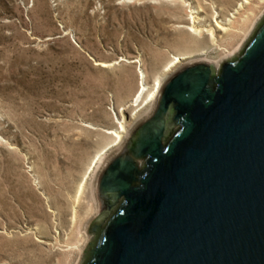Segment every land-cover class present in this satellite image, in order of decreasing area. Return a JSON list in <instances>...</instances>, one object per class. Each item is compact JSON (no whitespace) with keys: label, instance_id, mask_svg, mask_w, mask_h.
Listing matches in <instances>:
<instances>
[{"label":"rangeland","instance_id":"374dc122","mask_svg":"<svg viewBox=\"0 0 264 264\" xmlns=\"http://www.w3.org/2000/svg\"><path fill=\"white\" fill-rule=\"evenodd\" d=\"M263 16L264 0H0V264H80L93 160L120 149L118 119L130 132L151 110L140 85L217 72Z\"/></svg>","mask_w":264,"mask_h":264},{"label":"water","instance_id":"95a60500","mask_svg":"<svg viewBox=\"0 0 264 264\" xmlns=\"http://www.w3.org/2000/svg\"><path fill=\"white\" fill-rule=\"evenodd\" d=\"M96 187L104 209L122 201L80 264H264V16L217 72L162 83Z\"/></svg>","mask_w":264,"mask_h":264},{"label":"bare ground","instance_id":"6f19581e","mask_svg":"<svg viewBox=\"0 0 264 264\" xmlns=\"http://www.w3.org/2000/svg\"><path fill=\"white\" fill-rule=\"evenodd\" d=\"M192 23H194V21ZM216 26H217L218 30L223 31L226 29V26L220 25L218 23H216ZM190 28L192 30H196V29L200 30L198 27H194L193 24L190 26ZM208 32H209L210 36L212 37V30L208 31ZM178 61H179V57L173 56L171 58V60L167 63L166 69L170 68L171 66L176 64ZM219 61H221V60L216 61V63L218 64ZM100 65L101 66H109V65H111V63L101 62ZM162 83H163L162 80L159 77H156L154 80V83L151 85L150 88H146V87H144L143 84H141L140 89L136 92L135 99L133 100L134 105H139V104H141L143 102L145 103L147 101H150L151 103L154 104V101L156 100V97L158 96V93H159V90L161 88ZM145 92H146V95L143 98V94ZM128 132H129V130H127L126 127L124 126V123H123V120L121 117V120L118 119V126L116 127V129H113V130L106 132V133L110 134L112 137L110 142L107 143V146H112V145L116 144L118 141H120L121 137L126 136L128 134ZM113 153H114V150H112L110 152L111 155ZM110 154L109 153L107 154L105 152V149L101 150L100 152H98L96 154V156L93 160V163H92V167H93V171H94V183L93 184L96 183L95 180H96L97 174H98L100 168L102 167V165L111 156Z\"/></svg>","mask_w":264,"mask_h":264},{"label":"flooded vegetation","instance_id":"af4514ba","mask_svg":"<svg viewBox=\"0 0 264 264\" xmlns=\"http://www.w3.org/2000/svg\"><path fill=\"white\" fill-rule=\"evenodd\" d=\"M156 99H157V97H156ZM155 102H156V100L154 101V104H153L151 110L149 111V113H148L144 118H142L141 120H139V121H138V122L132 127V129H133V128H134L139 122H141L142 120H144L145 118H147V117L151 114V112L153 111V108H154V106H155ZM167 121L170 123V127H169V129H168L169 134H168V136H167V137H169L173 132H175V131L177 130L178 125H177V124H174V123L172 122V120H171V112H169V114H168V116H167ZM132 129H131V130H132ZM131 130H130V132L127 134L126 138L124 139V141H123V143H122L120 149L117 150L115 153H113V154H112V155L106 160V162H107L112 156H114L115 154L119 153V152L122 150L123 146H124L125 143H126V140H127V139L129 138V136H130ZM106 162H105V163H106ZM105 163L102 165V167L100 168V170H99V172H98V174H97L95 186H96V184H97L98 177H99V175H100V173H101V171H102V169H103ZM137 163H138L137 165H138V168H139V169H142V168L144 167V160H143V159H139V160L137 161ZM95 192H96V198H97V201H98V211H97L96 215L92 218V219H95V218H96V220H95V222H93L92 225H91V231H92V232H91V240L88 242L87 248H88V247L90 248V247L92 246V244L94 243L95 239L97 238V236H98L100 230L104 227V225L106 224V222H107V220L109 219V217H110V216L112 215V213L117 209V207L119 206V204H120L121 201H122V197H120V198L118 199V201H117L114 205H112L109 209H104V208L102 207L101 202H100L99 197H98L97 187H96V189H95ZM84 259H85V256H84Z\"/></svg>","mask_w":264,"mask_h":264}]
</instances>
